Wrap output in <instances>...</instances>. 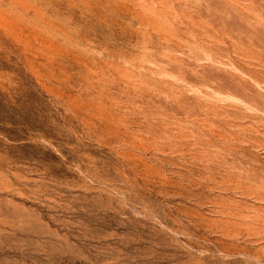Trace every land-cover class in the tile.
I'll list each match as a JSON object with an SVG mask.
<instances>
[{
	"label": "rangeland",
	"instance_id": "obj_1",
	"mask_svg": "<svg viewBox=\"0 0 264 264\" xmlns=\"http://www.w3.org/2000/svg\"><path fill=\"white\" fill-rule=\"evenodd\" d=\"M0 264H264V0H0Z\"/></svg>",
	"mask_w": 264,
	"mask_h": 264
}]
</instances>
